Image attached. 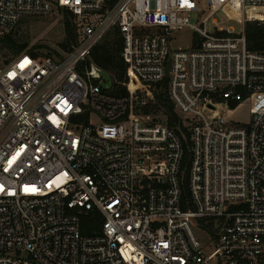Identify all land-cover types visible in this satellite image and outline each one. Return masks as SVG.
<instances>
[{
	"label": "built area",
	"instance_id": "obj_1",
	"mask_svg": "<svg viewBox=\"0 0 264 264\" xmlns=\"http://www.w3.org/2000/svg\"><path fill=\"white\" fill-rule=\"evenodd\" d=\"M206 6L0 0V39L26 16L62 10L78 36L62 59L0 55V264H264V51L248 48L245 30L264 22V0ZM218 11L240 29L220 24ZM117 28L121 95L88 62ZM186 28L200 46L173 48ZM167 77L188 132L153 110ZM246 100L250 119L233 120L231 103ZM88 212L102 221L90 235Z\"/></svg>",
	"mask_w": 264,
	"mask_h": 264
},
{
	"label": "trees",
	"instance_id": "obj_2",
	"mask_svg": "<svg viewBox=\"0 0 264 264\" xmlns=\"http://www.w3.org/2000/svg\"><path fill=\"white\" fill-rule=\"evenodd\" d=\"M64 13L67 17L64 20L65 38L61 42V46L70 52L74 48V45L77 44L78 36L73 22V14L68 10H64ZM29 17L33 16L24 17L20 23L25 22ZM15 30L6 37L0 39L2 48L11 49L13 51L12 57L6 59L5 63H8L13 57L24 52L32 53L37 56H53V52L44 54L36 51L34 46L29 47V40L25 39L22 34ZM245 30L248 48L258 52L264 51V22L259 20H248L245 25ZM111 36L113 37L112 40L109 39ZM201 42L202 38L200 34L195 32L193 36V48L199 47ZM122 48L123 37L120 30L117 28L93 48L88 59L89 63H95L112 75L113 86L108 91L114 92L118 95L127 93L126 86L122 83L125 80L126 73V64L121 55ZM62 58L63 57L59 59ZM168 84V77L164 81L158 83L157 88L154 91L155 102L153 104V110L156 114H160L161 111V114L164 115L162 118L170 125L184 128V130L188 132L187 128L183 125L181 116L176 111L175 105L170 98ZM238 105L239 103L232 102L230 107L231 109H234ZM186 159H188V154ZM185 191V197H189L190 192L188 185ZM184 208H187V205H184ZM94 215L93 212L82 214V231L86 235L92 234L95 230H98L101 227L102 221L100 216Z\"/></svg>",
	"mask_w": 264,
	"mask_h": 264
},
{
	"label": "rangeland",
	"instance_id": "obj_3",
	"mask_svg": "<svg viewBox=\"0 0 264 264\" xmlns=\"http://www.w3.org/2000/svg\"><path fill=\"white\" fill-rule=\"evenodd\" d=\"M202 9H206L204 14L208 13L206 0H199ZM64 11H59L54 15L41 16V17H29L25 22H21L15 31L22 34L25 39H28L29 47L34 46L36 51L41 53L53 52V56L56 59L65 57L68 53L67 50L61 46V42L65 38L64 20L66 18ZM218 22L223 25H231L239 30L241 23L235 20H231L226 12L218 11L215 15ZM192 19L194 22L199 23L201 17L198 18V14H193ZM208 28L212 30L214 28L213 21L210 18L208 22ZM195 31L191 28H186L174 32L172 37V47L177 48L179 46L193 48V36ZM110 40L113 39L111 36ZM43 46V47H40ZM0 55L2 60H6L12 57L13 51L11 49H5L0 44ZM250 106L251 103L246 100L240 103L236 108L229 111L227 114L235 121L247 122L250 119ZM160 115L163 117L164 115ZM95 123H100L98 115L93 116ZM200 232L197 230V233Z\"/></svg>",
	"mask_w": 264,
	"mask_h": 264
},
{
	"label": "water",
	"instance_id": "obj_4",
	"mask_svg": "<svg viewBox=\"0 0 264 264\" xmlns=\"http://www.w3.org/2000/svg\"><path fill=\"white\" fill-rule=\"evenodd\" d=\"M94 74L98 77H103L101 84L104 88H110L112 85V78L108 71L99 67L98 65H93Z\"/></svg>",
	"mask_w": 264,
	"mask_h": 264
}]
</instances>
